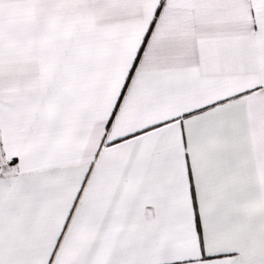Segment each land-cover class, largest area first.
I'll return each instance as SVG.
<instances>
[{
    "label": "snow or ice",
    "instance_id": "obj_1",
    "mask_svg": "<svg viewBox=\"0 0 264 264\" xmlns=\"http://www.w3.org/2000/svg\"><path fill=\"white\" fill-rule=\"evenodd\" d=\"M0 264H264V0H0Z\"/></svg>",
    "mask_w": 264,
    "mask_h": 264
}]
</instances>
